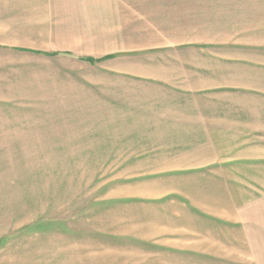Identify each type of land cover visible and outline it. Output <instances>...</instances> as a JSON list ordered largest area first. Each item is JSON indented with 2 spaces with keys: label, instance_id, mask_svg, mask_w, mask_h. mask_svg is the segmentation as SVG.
<instances>
[{
  "label": "rangeland",
  "instance_id": "obj_1",
  "mask_svg": "<svg viewBox=\"0 0 264 264\" xmlns=\"http://www.w3.org/2000/svg\"><path fill=\"white\" fill-rule=\"evenodd\" d=\"M0 264H264V0H0Z\"/></svg>",
  "mask_w": 264,
  "mask_h": 264
}]
</instances>
